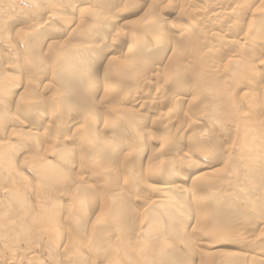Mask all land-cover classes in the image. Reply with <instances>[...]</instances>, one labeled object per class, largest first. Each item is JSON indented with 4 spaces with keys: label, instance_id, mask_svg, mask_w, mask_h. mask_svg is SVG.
<instances>
[{
    "label": "bare ground",
    "instance_id": "1",
    "mask_svg": "<svg viewBox=\"0 0 264 264\" xmlns=\"http://www.w3.org/2000/svg\"><path fill=\"white\" fill-rule=\"evenodd\" d=\"M2 1H4V0H2ZM22 1L24 2L26 0H22ZM44 1H45V3L48 2V0L47 1L44 0ZM113 1L114 0H112V2ZM160 1H168V0H160ZM40 2H43V1H40ZM116 2H117V0H116ZM119 2H121V1H119ZM124 2L125 3L122 4L123 7H125V8H123L124 11L127 9H134L135 10V12H133L134 16H137L140 13L139 16L137 17L138 19H136V20H138L137 23H140L141 26L145 25L146 22H150L152 20L154 21L153 18L156 17V19L154 21L155 25L150 27L147 31L146 30L144 31L142 29V27L140 30L137 29L139 31H136V28H134V29L132 28L133 26L137 27V26L133 25V23H134L133 21L123 22V23L121 22V25L119 26L118 30H116L117 27L114 28L116 31L113 34L109 35L110 39L107 38L108 35H106V33H104L105 32L104 29L106 30V28L110 27L109 25L111 23L112 16H114L113 10L115 9V8L111 9L110 6L112 5V3L110 2V0H54L53 4H55V5H51V6L55 7L58 4H59L58 6L61 5L59 8H57L55 10V12L51 11V9L48 8V10L46 9L48 15L45 14L42 16V14H43L42 10L43 9L41 10V8H39V7H38L39 9H35L33 7L35 9V10L33 9L34 14L36 15V16H34V14H33V17H37V19H33L30 21H26V22L23 19V17L20 15L21 13L20 14L19 13L13 14L10 9H7L5 7L0 8V119H1V122H4L5 124L7 122H10V123H8L10 125L12 122H11V120L8 121V119L13 118L14 124H16V125L20 124L21 127H24L25 129H27L23 134H25V135L29 134V137L31 139L30 141L33 143V145L36 149V152L33 153L34 156L30 155L33 157L32 159L25 158V156L29 157V155L27 156V153L21 159L19 158L20 156L17 157L18 150L24 146L22 138L20 139V137L23 135L21 132L19 133V131H18V133H19L18 138L19 139L14 140L13 136L16 135L17 133L13 132L12 129H11L12 132L9 134V132H10L9 131L8 135H11L10 137H12L11 139H12V141L14 140L15 143L14 142L9 143L8 140L10 141V139H8L7 142L5 141V142L0 143V156L3 153L5 154L4 155L5 158H3L4 164L2 163V161H0V173H1L0 176L2 175V173H4L6 171L5 168H8L7 172H5V175L9 176L7 181L8 180L12 181L11 179H13V182H14V178H17V179H20V181H22V184H23L22 186H20V188L14 187L11 190H10L11 187L6 186L2 189V192L0 191V198L1 199L5 198L4 201L6 200L7 197H11L12 205L9 206V204L7 203L6 205H8V206H6V207L12 208V210L11 209L10 210L13 211V213L10 212V214H9V210H8L7 215L3 214V217H2L3 219L2 218L0 219V221L2 220L0 224L4 223V224H6L5 227L6 226L7 227H9V226L13 227V229H11L10 232L13 233L14 239H19L20 236L24 235V233H28L29 230H31V229H32L31 232H33V230H35L36 228L33 229L32 227L35 225L38 227V230H36L35 232H38L41 230L42 232L41 231L40 232L42 234L43 233L50 234V231H52L50 235L55 233V235L54 234L53 235L57 236V234H59L58 233L59 231L57 230L58 228L55 227V224L57 223L56 220L58 219V217L63 219L62 216H59V214L62 215V212H61L62 204H61V202H63V199L66 198L65 196H67V194L69 195L68 191L71 190L73 195L70 194L69 197L67 196V198H69L67 200H70L69 201L70 203H68V205H70V209L72 206L76 207L75 208L76 211H72L71 215L69 214L71 216V217L69 216L70 221L68 220L69 222L66 221V223L70 224V222H71L73 224V226L75 227V232L74 233L69 232V233L76 235V239H75L76 242L74 245H75V247H77L79 249L80 246H77V245L80 244L81 240H79L80 237H78V236L82 232H83V234H86V233H84V229L87 228V227H85V225H86L88 219L90 217H93V215L91 216V214H90V217H88V210L89 209L91 210L92 209L91 205H93L95 203V200H96L95 191L96 190L92 191L94 188L93 185H95V184L92 183L93 185H91L90 184L91 182H86L87 180L86 181L85 180L80 181V182H79V180L75 181V179L71 177L70 171L72 169V164H76V167H77L76 170H78L79 172L83 171V169L85 170L89 165H92V166L96 165L98 167H101V166L104 167L105 164L109 165L107 162H109L112 159V157L107 156V158H106L105 156L107 155V153L109 155L112 153H115L116 154L115 157H117L118 155L121 154V153L118 154V152H120V149L123 146H124V149L127 150L128 147L125 144H128L130 142V140H133L134 143L136 142L137 144H135V147L139 148V150H136V148H135L134 150H136V151H134L133 154L138 153V151H141L142 152L141 154H143L144 153L143 151L145 150L144 149L145 146H144L143 136H141V134L143 133V130L145 129L144 127H146L147 123L151 124V123L155 122V124H154L155 126L159 125V126H163L164 128L170 129L173 120L172 119L169 120V118H168L169 117V114H168L169 111H166V113L168 112L167 113L168 117L164 114L165 112L162 111L163 114L161 112H160V114H159V112L157 114H155V116L158 115L159 120L157 118H155V121H154V119H152V120L150 119L149 121H146V120H143L145 118L143 116V119H142V117H140V119H142L143 121H141V120L138 121L137 117L139 119V116H141V115L139 114L138 110H137L138 112L135 111L136 107H138V109L140 108L139 110H141V107L142 108H143V106L152 107L157 102V101L155 102V100H146V99L144 100L143 97H141V96L144 94V92L146 90H149L152 87V85L155 87V90L159 89L157 86L158 82L160 80L158 78V76L160 74L159 71L161 72L160 75H162L164 77L163 79H169L172 76V78H174V81L177 78L176 81L183 82L184 80H183L180 72L186 71L187 69H189L191 67H192V71H193L192 77L194 79V86L193 87L191 86V88H190L191 90H187L185 93L170 94L169 99L172 102L177 103V107L183 109L184 103H187L190 100L191 101L193 100V102H194V100L198 98V94L199 95L202 94V91H203L205 93V94L204 93L203 94L206 95L207 97L204 96V98H203L201 96V98H203L202 100L204 102H206L207 106H209L210 108L212 107L216 111H219L218 109L222 110V108H224L225 113H226V111H228L230 113V115L228 114V112L226 114H223L224 119H226L228 124H232L235 127H237V130L239 131L240 136H244V138L246 137V142L243 143V145L240 146L238 149L239 154L236 155V157L232 156L230 159V162H229L230 165H232L234 167L235 165L238 166L239 165L238 161H240L241 164L239 165V167H240V169L241 168L243 169V171H239L236 168L237 172L235 171L236 173L234 174V176L236 178L233 177L234 181H235V179L238 180L240 178L239 181L237 182V184L240 183V185H238V188H240L241 194L245 198L250 200L249 203L252 202L251 206H253V207L251 208V210L254 211L253 213L257 212L259 215V212H261V211L264 212V200H262L263 198L262 199H256L255 198L256 199L255 200V199H251L252 196H250L251 195L250 193L253 190H255L254 189L255 186H251V184H253L254 182L256 183V181H258L257 183L262 182L263 183L262 185H264V130L262 128L260 129V126H258V123H260L259 118L262 117L264 120V80H261L262 77H264V76H261L259 74L260 72L259 73L257 72V69H258L257 67L259 65H261V63L264 64V58L263 59H261L259 57L255 58V57H253L254 55L250 56V54H249V59H248L247 55L245 53H244V55L242 53H240L238 55H229V57L225 63V66L222 65L220 67V70H221L220 73H222L224 75L227 73V75H225L226 77H224L223 80H222V78H220L218 69H214L213 65H210V67H208L207 64L204 66H201L202 68L206 67L205 70L204 69L202 70V73L207 74L208 76L210 75V78H212V79H210V78L208 79V77L206 76L205 80H204V78L202 80V77H201L202 73H201L200 65L198 63H196L197 59H199L197 57L199 55V51L196 50L197 49L196 45L194 43L193 44L191 43V48L189 51V52H191V54L188 52L189 54L187 55V53L183 52V50L180 49V47L184 48L186 46L185 44H183V46H182V44H180V43L174 42L173 44H175V45L170 43L171 41L169 39L170 38L169 36H170V33L173 32V31H171V30H173V28L171 27L172 24H171V22H166L165 19L161 18V16H160L161 13L158 12L157 8L155 9V7H157L156 4L158 3V0H139L137 3L134 2V0L133 1L132 0H125ZM105 4H107V6L110 5L109 7L111 9V10L110 9H103V11L107 10L106 14L104 11V15L108 18V21L106 24L99 23L100 21H98L97 23H99V25H97L96 21L101 19V18H99V19H97V18L99 17V15H103L101 13L103 12L102 11V8H104L103 5L105 6ZM81 5H90L93 7V10L92 9L89 10L88 13L85 12L86 13L85 17H91V20L88 22H86L85 20L82 21L79 14H78L79 19L73 18L74 14H72V11L76 12V9L78 7H81L79 9V12H80V10L85 8V7H82ZM96 5L99 8V11L96 9ZM10 6H11V4H10ZM54 7H53V9H54ZM222 8H220V9H222ZM89 9H90V7H89ZM123 9H121V10L119 9V10L123 12ZM214 9H216V8H214ZM224 9H222V10H224ZM226 9H228V8H226ZM70 10H71V14L69 13ZM191 11L192 10H188V12H191ZM223 12H225V11H223ZM31 13H32V11H31ZM123 13H125V12H123ZM129 13L131 14L132 12H129ZM179 14L180 13L178 12V15ZM31 16H32V14H31ZM103 17L104 16H102V18ZM42 18H43V20H42ZM107 18H105V19H107ZM27 20H28V18H27ZM199 20L200 19L198 17L197 21H199ZM10 21L16 23L17 25L19 24L18 28L17 29H11V26H9ZM200 22H202V21H200ZM227 24H228V22L227 23L224 22L223 25H227ZM90 25H93V26H90ZM129 25H131V26H129ZM83 26L85 28H83ZM87 26L91 27V29H93V27L95 28V26H97L95 28L96 30L94 31L96 38H92V37H88V38L80 37L79 38V36H77L78 39H76V33L78 32V30L81 28L86 29ZM98 26L100 28H98ZM179 29H182L180 32L182 34L183 28H179ZM50 30H51V34H52V35L50 34L51 35L50 37L52 38L53 35H54V37L52 38L51 42L49 41V43L48 42L45 43L46 39L44 40L42 38L43 36L41 37V34L43 33V35H44L45 32L50 31ZM88 30H89V28H88ZM169 31H171V32H169ZM64 33H67V35H66L67 37H65L63 35ZM249 33H252V32H249ZM77 34L80 35L79 33H77ZM61 35H63V36L61 37ZM164 38H167V40L166 39L164 40ZM177 38H178V40L179 39L181 40L180 35L179 36L177 35ZM59 39H62V40H59ZM225 39H226L225 36H222L220 38L219 42L224 44L226 42ZM11 40H13L14 42H11ZM56 40H58V41H56ZM190 40H189V38H187L186 41L190 42ZM163 41L169 42V45L171 44L173 46V48H171V49H170V47L167 48L170 50V54L168 56L167 61L165 62V64L160 69L158 67L159 65L157 66V64L154 65V64L150 63L151 59L149 57H150V53H153L156 51H159L161 54V51L164 48L163 47ZM228 42H230V41H228ZM231 42H234V41H231ZM116 46H119V47L121 46V48H124L128 54L127 58H123V60L125 59L124 60L125 63L124 64L122 63V66L120 65L121 67H118V68L115 67V63H121L120 62L121 59L119 60L116 56H113V55L111 57L109 56L108 60L106 59V56L110 52V50L115 48ZM197 46H198V44H197ZM176 47H178V49H176ZM221 50H223V49H221ZM200 51H201V49H200ZM164 52H165V50H164ZM167 52H168V50H167ZM193 53H196V54L193 56ZM162 54H163V52H162ZM88 57H90V58H88ZM175 57H177L176 60L173 59ZM50 59L53 62L52 63V69L54 70V73L56 72L57 76L59 77L58 78L59 83L56 84V86H54V88L52 87L54 90V96H52V97L50 96V98L46 99V98H44V96L46 97L45 94L47 93L48 87L50 88L52 86L51 84L48 83L49 79L48 80L46 79L48 76L46 75L47 77H43L42 80L39 81V83H41V85H39L36 80L34 81V78H32V80L28 79V75L26 76V74H22V71H23L24 67H26V65L27 66L29 65V66H31V68L33 67L32 69L34 70L33 72H31V74L32 73L35 74V71H36L35 69L37 68V66H35V65L36 64L38 65V63L42 62V61L47 63L46 61H51ZM185 60L187 61V64H184ZM200 60H202V59L200 58ZM144 62H145V65H144ZM195 63H196V65H195ZM117 65L118 64H116V66ZM138 67H143V69L145 71L139 70ZM98 68H100L101 71H103L104 76L106 75L107 77L118 74L116 72H120L121 71L120 68L122 70L124 68H128V70H127L128 73L125 74V72H124L125 70H123L124 73L122 72L121 76L124 75L123 80L129 81L130 86L133 89L131 95H130V93H128L129 97L127 98V100L124 97L125 99L121 100L124 102H121V103L119 102L122 105H120L119 103H118L119 105L118 104L117 105H114V104L107 105V107H105L106 110L103 111L102 113L100 112V110L102 109L101 106L102 105L105 106L104 105L105 104L104 99H105V97L108 98L107 96L110 93L106 89L108 87L110 88V84L102 83L99 81V79L97 80V78H99L98 75L95 79H93L94 78V76L92 77L93 71L96 72V70ZM115 69H118L120 71H114ZM40 71H41V69H40ZM225 71H226V73H225ZM24 73H26V72L24 71ZM29 73H30V71H29ZM43 74L45 75V72ZM101 78H102V76H101ZM106 79H109V78H106ZM58 80H57V82H58ZM54 81H55V79L53 80V82ZM221 81L223 83H220ZM226 82L228 83L227 86H226V84H227ZM54 83H56V81ZM54 83H53V85H54ZM109 83H111V81ZM112 83H114V82H112ZM124 86L129 87V85H127V84ZM20 88H23L22 90H24V91L17 94L16 91H18ZM244 88L248 89L250 92L248 90H247V93L243 92L242 89H244ZM199 89H201V93L199 92ZM150 92H151V90H150ZM225 92H228V94H226L222 98L221 94H224ZM156 93L158 94V92H156ZM156 93H155V96H156ZM34 94H36L35 97H33ZM156 99H158V98H156ZM223 99L226 101L225 103L221 102V100H223ZM53 100L56 101V103H57L56 106H58V104H59L58 102H60L61 107L60 106H58V107L61 110H63L64 112L66 111L67 114L69 113V115H70V112H73V114L76 118L73 115H72V117L75 118V120L77 118L81 119L83 122L82 128H84L86 130V133H88L87 130L89 131V135L87 134L88 135L87 138L86 137H85L86 139L84 138L86 141H84V139H83V141L80 142L81 148H80V146L78 147L77 144L74 145V143H69V144L66 143L67 142V140H66L67 136L65 138H60V137L56 136L57 134H55V132L54 133L51 132V134L53 136L55 134L54 139L52 138L53 140L50 141L52 143V144L50 143L51 146L50 147L49 146L41 147L42 150L40 153L41 143L39 141V138L34 135V132L32 130L38 129V128L44 129L45 128L44 120H45V122H50V125H52V123L54 122V121H52V117L53 118L55 117L54 114L50 110V109H52L51 104H52ZM159 103H160V101H159ZM203 105H205V104H203ZM93 106L94 107L97 106L98 111ZM10 107H12L14 109V111H16L18 109L20 110L17 112H20L19 115H23V118H24L23 122L19 120V116L16 118L14 115L12 117L7 116V114L9 113L7 111ZM91 107H93L96 110V112L95 111L93 112L91 110ZM99 107H100V110H99ZM185 107H187V106H185ZM190 109L185 112L187 124L185 126H183V128L184 127H186V128L191 127L190 130L192 129V130H195L196 132L200 131L198 133V137L196 138V140L194 139L195 140L194 142H196L195 148H197V149L199 148L198 151L201 154L199 153L198 155H201L204 157H210L209 163H206V164L203 163L202 164L201 162L199 163V162H196L195 160L194 161L193 160H191V161L185 160L184 161V159H186V157H181L180 159H178L175 157L176 154H174V155L172 154L173 156L171 157V159H164V160L162 159L160 162H157L155 164V165L158 164L157 167L156 166L151 167V169L156 168V170L153 171V169H152L151 171H153V173L149 172L150 174L149 173L148 174L149 175H155V177L156 176L160 177L161 180L163 179V182H162L160 187L159 186L154 187V195L152 197H150L151 198L150 202L145 201V202L141 203V199L134 200V199L129 197V196H133V194H128V190H125V189L127 188L126 186H128L130 184L129 183L130 181L127 182V180H126L127 184L125 186L126 187L125 189L123 187H121V188L117 187L116 188L115 186L117 184L113 185L114 184L113 180H115L114 178L110 179L108 182H106V184L104 183L105 187H106L105 194H106V200H107L106 203L108 205V209L110 210V212L113 210V212H111V213H114L115 216H116V214H119L117 219L121 221V224H122V221L128 223V221L130 220L126 215H128V212H130V210H132L131 209L132 207L130 209H127L126 208L127 206L125 205L130 201V199H132V204L134 202H137L138 203L137 205H139V208L142 209V216L140 218L145 216V219L142 218V219H144L143 221H145L147 219L145 225L143 224L144 226L141 224L142 222L139 221L141 225L139 224V226H137V227L135 226L131 229V231L133 230V232H134L132 235L134 237L133 242H135V244L133 245L134 248L133 247L129 248V246H127V249H126L127 252H123V251L122 252H123V254H126L128 256V254H130L133 251L136 257L134 258V257H131V255H129L128 256L129 257L128 262H125V264H127V263L128 264H179L177 256L180 255V253H181V255H183L182 257H184V254H185L186 256L190 257V259H191V257L193 259H196V260L199 259L198 264H243V261H241L242 263L236 262V261L239 262L240 260L243 259L242 255H240L241 253L237 254V253H233L231 251H228L226 248V245H225V244H229L230 242L232 243L233 240L231 238L236 239V237L238 238V237H242V236L243 237H242V240H240V242H241V244L246 245L245 247L243 246L246 249V250H244L246 253L248 252L247 250H249V252L251 251L252 253H256L258 250L259 251L261 250L264 252V242L263 243L258 242L259 243V245H258V243H256L257 239L256 240L253 239L250 234H248L249 235L248 237L251 236V239H247L248 237L246 238V236H245L246 234L241 233L242 232L241 228L243 226L238 227L239 222L237 223V220L232 219L237 214L239 215L241 213V211H239V209H236L235 208L236 206L233 207V205H230V206L228 205L232 200V197H233L232 194H229V192L227 193L224 190H223L224 191L223 192V191H221L222 189L219 190L221 188L220 186H222L221 185L222 183L220 184V181L223 182V180H221V179L219 180V178H220L219 173H222L221 171L223 169L215 168V167L218 165L217 164L218 161H216L217 160L216 158L218 157L216 153H219V151H217V147L220 146L221 143L219 144L218 143L219 141H216V140H209L208 137H206L207 139H205V136H206V130L205 129H207L208 127L202 126V120L187 114L188 112L195 111V109L192 110L193 107H191ZM148 112H150V111H148ZM59 113H60V111L58 112V114ZM76 113L78 115H76ZM207 113H208V111H207ZM217 113H214L212 115H215ZM58 114L56 113L55 115H58ZM67 114H65L66 119H67ZM48 115L51 117L46 119L45 116H48ZM163 115H164V118H163ZM209 115H211V114H209ZM115 116L119 119L122 118V120H124V122H127V124H128L126 126H120V127H122L121 129H122L123 133L121 132V134H119L120 135L119 139L117 137V138H112V139L110 138L108 140L105 137V138H103L102 141L96 142L98 135H90L93 132H95V131H93L95 129V126L102 121V123L104 125L110 124L109 126L111 127L112 124L116 120L118 121V119L115 118ZM62 117H64V116H62ZM170 118H171V116H170ZM213 118H214V116H213ZM213 118H210V119H213ZM112 120H114V121H112ZM263 120H261V121H263ZM210 121H209V124L213 123L212 120H210ZM71 122L73 123L74 120H71ZM121 122H123V121H121ZM206 124H208V123H206ZM57 125L60 128L66 127V126H63L62 122L61 123L59 122ZM214 125H216V124H214ZM46 126H47V124H46ZM235 127H234V129H235ZM25 129H23V130H25ZM221 129L225 130V128H221ZM59 130H61V129H59ZM74 130H76V128ZM106 130H108V129H106ZM4 131L5 130H3L2 128L0 129V133L2 135H4ZM125 131H127V133H125ZM175 131H174V133H178V134L181 133V134H179V136L181 138L182 137L181 135H182L183 131H185V129L184 130L182 129L181 131L178 130L179 132H177V131L175 132ZM44 132H46V131H44ZM73 132H75V131H73ZM145 132L148 134V136H149L148 138L153 137V133H151L150 131L145 130ZM49 133H50V131H49ZM60 133H58V134L60 135ZM62 135H63V133H62ZM40 136L42 137L43 135H40ZM202 137L204 138L203 140H202ZM117 139H118V142L116 141V144H115L114 140H117ZM24 140H25V138H24ZM70 140H74L72 136L69 138L68 141H70ZM167 140H168V137H167ZM63 141H65V145H64ZM27 142H29V140ZM197 142H200V145H198ZM206 143L210 144L211 146L208 147ZM84 144L86 145L85 148L88 151V153H87L88 157L84 156V158H83L84 163L81 164L82 162L80 163V156L83 157L82 155L84 154V152H83V150H84L83 145ZM89 146H90V148H89ZM201 146L206 148L209 151V153H206L205 152L206 150H202ZM31 147H32V144H31ZM79 149H81V150H79ZM220 152H222V151H220ZM47 153H53V154L55 153L54 160L46 161V160H48L45 157L46 155H48ZM222 153H224V152H222ZM231 153H230V155H231ZM123 154H125V153H123ZM133 154L132 155L131 154L125 155L127 157L126 159H128V161H129L128 163H130L129 165H127L126 161H125L124 165L119 163L123 167V172L126 171L125 174H127V177L130 176L131 180H132V177L137 178L136 175H141V174H139L140 170H138L137 168L134 167L135 159H134ZM140 156L141 155H137L136 159H140L139 158ZM180 156H181V154H180ZM43 157H45V158H43ZM86 157H87V161H89L90 159H92V160L95 159L97 161H93V162H95V164L94 163L93 164L92 163L91 164L86 163V161L84 160ZM150 157L152 158V155ZM120 158H122V157H120ZM151 158H149V159H151ZM182 158H183V160H182ZM27 159H28V161H26ZM114 159H112V160H114ZM126 159L124 158L123 160H126ZM19 160L22 163H24V161H26L27 163L25 162V164L33 167L31 170L33 171V169H34L33 172L39 176L38 182H39V185L42 186L41 188H43V191H44L43 195L36 192L37 190H38V192H40L39 187L35 191L36 192L35 195L27 190V188L30 185V181L27 178V175L25 176V174H22L20 172L19 168H17V166L15 165L16 163H19ZM236 160H237V163H235ZM36 161L37 162L40 161L39 164H37V163L35 164ZM148 161H150V160H148ZM117 162H119V161H117ZM176 162L180 165L181 164L184 165V162H185V164H188V165H184V167H185V169L189 168L188 169L189 172H187V174H185V175H182V174L177 175V173H175L173 168H172L173 164H175ZM122 163H124V162H122ZM229 163H227V164L229 165ZM31 164H33V165H31ZM151 164H153V163H151ZM227 164H226V166H228ZM117 166H119V165H117ZM110 168H112V167H110ZM199 168H201L200 170H203V169L204 170L201 173H199V175H196L194 178H191V174L193 173V170H198ZM210 168L211 169L215 168V169L210 170ZM105 169H106L105 172L111 171V170L107 171L106 166H105ZM205 169H209L210 171H205ZM102 170H104V169H101V171ZM115 171H117V170H115ZM97 172H98V170H97ZM99 172H100V170H99ZM147 172H148V170H147ZM155 172L161 173V174L158 175ZM240 172L242 174H239ZM112 173H114V172L112 171ZM101 174H103V173L101 172ZM105 174L106 173H104L102 176L103 179L105 177ZM119 174H121V173H119ZM125 174L123 176H125ZM169 174H171L170 177L172 176L171 179L176 177V178H174L175 181L174 180L171 182H169V181L167 182V180L164 181V178L165 177L167 178V176ZM215 174L218 175L219 178L214 179L217 177V176L214 177ZM107 175L108 174H106V177H107ZM85 176H87V175H85ZM141 176H143V175H141ZM188 176H190L189 178L191 179L190 181H192V182L198 181L201 177L205 178L203 182H205V184H206V189H205L206 192L203 191L204 193H201L197 190L188 189V188H187L188 190H185L183 187L184 185L182 183L184 180L188 179ZM243 176H245V179L242 178ZM34 177H36V176H34ZM170 177H168V178H170ZM211 177H212V181H210ZM110 178H111V176H110ZM129 178H128V180H130ZM147 178H148V176L146 177V179ZM94 179H96V178H94ZM97 179H98V176H97ZM106 179H109V178H106ZM116 180H118V179H116ZM103 182L104 181H102V182L100 181V184H102ZM143 182H144V180H143ZM3 184H4V182L2 183V186H3ZM81 184H83V185H81ZM205 184L203 183L204 186H205ZM101 186H103V185H101ZM104 188L103 189L101 188L103 190L102 192H104ZM200 188H202V187H200ZM30 190H32V189H30ZM226 191H227V187H226ZM90 192H91V194H90ZM129 192L131 193L132 191H129ZM221 192L223 194H221ZM235 193H237V192H235ZM181 194H183L185 196L187 195L188 198H191V200L186 199L185 203L179 202L180 198H178V197ZM2 195H5V197H2ZM31 198H35L36 200H34V201L37 202V207L38 208L40 207V210H38V208H36V206H35V209L37 210V212L35 209L32 208L34 206L31 207L30 206L31 204L29 205ZM99 198H101V197H99ZM133 198H135V196H133ZM99 200H101V199H99ZM4 201H1V202H4ZM104 201H105V198H104ZM116 202H118L120 205H119V208L115 210V203ZM225 202H227L228 207L225 206V208L223 209V207H224L223 204ZM246 202H248V201H246ZM31 203H32V201H31ZM106 203H104V204L106 205ZM207 204L209 206H207ZM212 204H213V208H212ZM66 205H67V203H66ZM97 205H99V203ZM100 205H102V204H100ZM191 206H193L192 211L194 212V215H195L194 218H198V219L196 220L197 222L194 220L196 222L194 224V228H192L190 231H185V232H190L191 233L190 235H192V233H198L199 232V235L204 234V235H207L209 237L215 236L217 238L219 237V239L216 242L199 243V242L190 241L191 238L188 236L190 238V239L188 238L189 239L188 241H185V240H187V239H185L186 237L182 238L183 240L180 239L182 242L180 240H177L178 245L176 244V246H174V247H172L173 242L169 241L167 239H166V241L161 243L165 234L171 232L170 231L171 229H174V230H172L174 232H177V231L181 232V233L183 232V230L185 228L182 229V227H180V229L177 230L176 228H172V227L175 225L177 220L179 221V225L182 224V226H183L184 223L181 222L182 221L181 219L184 220L185 218H187L188 215L193 214L191 211V208H190ZM74 207H72V208H74ZM87 207H89V208H87ZM128 207H129V205H128ZM216 207H218L217 210H216ZM86 208L88 210H86ZM100 208H102V206ZM104 208L106 209V207H104ZM7 209L4 211H1V210L0 211L2 213H4V212L7 213L6 212ZM71 210H73V209H71ZM223 210H224V212L221 213V211H223ZM243 210H244V208L242 209V211ZM64 211H65V209H64ZM103 212H104V210H103ZM69 213H71V212H69ZM90 213H93V212H90ZM98 213H99V211H98ZM99 214H101V213H99ZM131 215H134V214L131 213ZM94 216L96 218L95 223H97V224L93 225V223L90 224L91 222L90 223L88 222L89 225H91L90 227L92 228V230L93 229L95 230L99 226V224L101 223V222L99 223L100 219L98 218L100 216L98 214L94 215ZM96 216H98V217H96ZM259 216H261V214ZM18 218H19V220L21 219L20 222L16 221V219H18ZM113 218L111 217L110 219L112 220ZM61 219H60V221H61ZM136 219H137V217H136ZM223 219H224V222L222 224V222H220V220H223ZM236 219H238V218H236ZM139 220H141V219H139ZM248 220H251V219L249 218ZM57 221L60 222L59 220H57ZM227 221L229 222V224L231 226H232V224L234 225L232 227H230V226L228 227L232 230V232H231V230L229 231L228 228L226 227L228 225ZM263 221H262V223L260 222L261 225L263 224L262 226L259 227V229H260L259 234L260 235L264 234V222ZM225 222H227V223L225 224ZM106 223L109 224V222H106ZM137 223L132 222V224H134V225ZM4 224H3V226H4ZM60 224H61V222H60ZM110 224L108 226H110ZM118 224H120V223H118ZM186 224H184V225L187 226ZM237 224H238V226L236 227ZM100 225H102V223ZM106 225L107 224H105V227H106ZM114 225H117V222L115 224L113 223V226ZM61 226H62V224H61ZM111 226H112V224H111ZM74 227H72V228H74ZM100 227H98L97 231H99ZM102 227H104V224L102 225ZM115 227L116 226H114V228ZM117 228L118 229H116V228L114 229L116 232V236L114 234L115 240L116 239L118 240L119 237L123 236V234H124V232H123V234L121 232L123 227L117 226ZM245 228L247 229V227H245ZM245 228H243V230ZM108 229H110V228H108ZM250 229H253V228H250ZM8 230H10V229H8ZM175 230H177V231H175ZM91 231H89V233H87V234L92 235V233L90 234ZM100 231H104V230H100ZM127 231L128 232L125 231V233H130L129 230H127ZM61 232H63V231L61 230ZM109 233H111V232H109ZM224 233H225L224 237H227L226 240L223 239L224 237L223 238L221 237V239H220V236H223ZM246 233H249V232H246ZM30 234H32V233H30ZM101 234H100V236L102 237ZM107 234H108V232H107ZM34 235H35V237L38 236V234H34ZM63 235H65V234H63ZM69 235L72 236L71 234H69ZM97 235L99 236V234H97ZM97 235L95 236V234H94V237H96V239H97ZM49 236H47L48 239L54 238V237H49ZM125 236H123V237H125ZM228 236L230 238V241L228 240L229 239ZM35 237H34V239H35ZM110 237H113V236L112 235L111 236L109 235V237L106 236L107 239ZM26 238L27 237H24L23 239H26ZM85 238H87L86 235H85ZM166 238L172 239V236L171 237L169 236ZM177 238H178V236H177ZM27 239L28 240L31 239V242H32V238H29V236ZM56 239H57V237H56ZM103 239H105V237ZM103 239L99 238L98 239L99 242H96V241L94 242V238L91 241H89V239H85L84 242L82 241L83 243L81 242L83 252H84V250H86L87 248H90L92 246V241L94 242V244L96 243V247H95L96 250H94V251H97V249H99L98 251L101 252L105 248V246H103L102 247L103 249H100V247H101L100 244L101 243H102L101 245L104 244L103 242H101ZM209 239H211V237ZM83 240H84V238H83ZM149 240L153 241L152 244L154 246L152 244L151 245L149 244V242H150ZM36 241L38 242L37 238H36ZM103 241H107V240H103ZM154 241L155 242L158 241V243L159 242L160 243L159 244L154 243ZM228 241H229V243H228ZM238 241H239V238L237 239L236 242L238 243ZM19 242H20V239L18 240V243ZM40 242H41V240H40ZM107 242L111 243L109 241H107ZM120 242H121V240L119 241V244H120ZM125 242L127 243V241H125ZM236 242H235V244H237ZM52 243H56V242L52 241ZM32 245H33V243H32ZM105 245L107 247L106 242H105ZM109 247L111 248V246H109ZM131 248H133V249H131ZM172 248H174V249H172ZM93 249L91 248L92 251H93ZM107 249H108V247L103 251V253L102 252L101 253L104 254V252H106ZM98 251H97V253H98ZM81 252L82 251H80L79 256H77L75 258L73 256L74 259H72L73 260L72 262L74 264H81V262L85 261L84 257H82L83 252H82V255H81ZM117 252H119V251H117ZM24 253H26V252H24ZM175 253H177V254L175 255ZM113 254H115V253H113ZM119 254H121V253L119 252L118 255ZM35 255H37V254H35ZM71 255H73V254H71ZM108 256L110 258V255H108ZM113 256H115V255H112L111 258H114ZM117 256L115 257V259L118 258L120 255L118 257ZM243 256H245V255H243ZM96 257L98 258L97 254H96ZM122 257L123 256L121 255L119 257V260ZM32 258L34 260V257H32ZM111 258H110V260H111ZM250 258L253 260V258H255V257H250ZM2 259H4V258H1V260ZM86 260H87V258H86ZM36 261H37V259H36ZM122 261H124V260H122ZM122 261L120 260V262L122 264H124ZM2 262H3V260L0 263L2 264ZM256 262H257L256 259H254L253 263H256ZM106 263H108V262L106 261Z\"/></svg>",
    "mask_w": 264,
    "mask_h": 264
},
{
    "label": "rangeland",
    "instance_id": "2",
    "mask_svg": "<svg viewBox=\"0 0 264 264\" xmlns=\"http://www.w3.org/2000/svg\"><path fill=\"white\" fill-rule=\"evenodd\" d=\"M16 1V2H15ZM40 1H43V2H40ZM26 0V1H22V0H4V1H2V0H0V8H2V7H5V8H7V9H10L11 10V12L13 13V14H16V13H21L20 15L23 17V19L25 20V22L26 21H30V20H33V19H37V17H33V14H34V10L35 9H39V8H41V10H42V16L43 15H45V14H47V10H48V8H50L51 9V11H53V12H55V10L57 9V8H59L60 6H58V5H56L55 7L54 6H51V5H55V4H53V2H54V0L52 1H50V0H48V2H46L45 3V1L44 0ZM47 1V0H46ZM115 1V2H114ZM113 2H112V0H110V2L112 3V5L110 6L109 4V6L111 7V9H113V8H115L114 10H113V15L114 16H112V19H111V23H110V27H108V28H106V30L104 29V33H106V35H108L107 36V38H109V35L110 34H113L116 30H118V28H119V26L121 25V22L123 23V22H130V21H133L134 23H133V25H135V26H137V27H134L133 25V29L134 28H136V31H139L140 29H141V27H142V29L145 31H147L150 27H152L153 25H155V19H156V17H154L153 19H154V21L152 20V21H150V22H146L145 23V25H143V26H141V24L140 23H137L138 22V20H136V19H138L137 17L139 16V14L137 15V16H134L133 15V12H135V10L134 9H127V10H125L124 11V9L123 8H125V7H123V5L122 4H124L125 2V0L123 1V0H117V2H116V0H114ZM119 1H121V2H119ZM133 1V0H132ZM139 0H134V2H138ZM169 1V0H168ZM168 1H160V0H158V3L156 4V6L157 7H155V9L157 8L158 9V12H160L161 13V18H163V19H165L166 20V22H171V27L173 28V30H171V31H173V32H171V31H169V32H171L170 33V43H180V44H182V46H183V44H185L184 46V48H181L180 47V49L181 50H183V52H185V53H187V55L190 53L191 54V52H189L190 51V48H191V43L193 44H195L196 45V47H197V51H199V55L197 56L199 59H197V61H196V63H198L199 65H200V69H201V73H202V70L204 69L205 70V68L206 67H204V68H202L201 66H204V65H206L207 64V66L208 67H210V65H213L214 66V69H218V71H219V75H220V78H222V80H223V78L224 77H226L225 75H227V73H226V71H225V75L224 74H222V73H220L221 72V70H220V67L223 65V66H225V63H226V61H227V59H228V57H229V55H238V54H240V53H242L243 55H244V53L247 55V58L249 59V54H250V56H253V57H255V58H257V57H259V58H261V59H263L264 58V0H170L169 2ZM33 2V3H32ZM169 4H168V3ZM36 3V4H35ZM190 3V4H189ZM262 3V4H261ZM10 4H11V6H10ZM118 4V5H117ZM186 4V5H185ZM37 5V6H36ZM50 5V6H49ZM229 5V6H228ZM48 6V7H47ZM82 7H85L84 9H82V10H80V12H79V9L81 8V7H78L77 9H76V12H74V11H72V14H74L73 15V18H78V14H79V16L81 17V19H82V21H86V22H88V21H90L91 20V17H85L86 16V13H88V11L89 10H93V7L92 6H90V5H81ZM88 6V7H87ZM109 6H107V4H105V6L103 5V7L104 8H102V11H103V9H110V7ZM114 6V7H113ZM240 6V7H239ZM35 9H34V8ZM37 7V8H36ZM39 7V8H38ZM52 7V8H51ZM53 7H54V9H53ZM89 7H90V9H89ZM223 7V8H222ZM228 8V9H226V8ZM88 8V9H87ZM196 8V9H195ZM214 8H216V9H214ZM220 8H222V9H224V10H222V9H220ZM231 8V9H230ZM14 9V10H13ZM34 9V10H33ZM47 9V10H46ZM96 9L99 11V8L97 7V5H96ZM110 9V10H111ZM121 9H123V12H125V13H123L122 11H120ZM185 9V10H184ZM116 10V11H115ZM188 10H192L191 12H188ZM31 11H32V13H31ZM69 11V10H68ZM105 11V14L107 13V10H104ZM104 11L101 13V14H103V15H99V17L97 18V19H99V18H101V19H99V20H97L96 21V23L98 22V21H100L99 23H104V24H106L107 23V21H108V18L104 15ZM128 11V12H127ZM137 11V10H136ZM223 11H225V12H223ZM86 12V13H85ZM129 12H132L131 14L129 13ZM138 12V11H137ZM178 12L180 13L179 15H178ZM70 14H71V10H70V12H69ZM118 15H117V14ZM120 13V14H119ZM186 13V14H185ZM195 15H194V14ZM31 14H32V16H31ZM69 14V15H70ZM184 14V15H183ZM189 14V15H188ZM26 15V16H25ZM48 15V14H47ZM34 16H36L35 14H34ZM84 16V17H83ZM101 16V17H100ZM102 16H104L105 18H107V19H105L104 17L102 18ZM195 16V17H194ZM83 17V18H82ZM198 17H199V21H197V19H198ZM27 18H28V20H27ZM118 18V19H117ZM79 19V18H78ZM88 19V20H87ZM103 19V20H102ZM117 19V20H116ZM42 20H43V18H42ZM120 20V21H119ZM205 20V21H204ZM200 21H202V22H200ZM224 22H228V24L227 25H223L224 24ZM99 23H97V25H99ZM120 23V24H119ZM136 23V24H135ZM112 24V25H111ZM19 25V24H18ZM18 25L16 24V23H14V22H11L10 21V23H9V26H11V29H17L18 28ZM84 25V24H83ZM117 25V26H116ZM90 26H93V25H90ZM129 26H131V25H129ZM97 26H95V28H96ZM117 27V28H116ZM178 27V28H177ZM83 28H85L84 26H83ZM83 28H81V29H79L78 30V32L77 33H79L80 35H78L77 33H76V39H78L77 38V36H79V38L80 37H83V38H88V37H92V38H96L95 37V34H94V31L96 30L94 27H93V29H91V27H86V29H83ZM88 28H89V30H88ZM98 28H100L99 26H98ZM114 28H116V30L114 29ZM179 28H183V32H182V34L180 33L181 32V30L182 29H179ZM83 29V30H82ZM109 29V30H108ZM137 29H139V30H137ZM167 29V28H166ZM85 30V31H84ZM185 32V33H184ZM249 32H252V33H249ZM247 33V34H246ZM51 30L50 31H47V32H45L44 33V35H43V33L41 34V37L45 40V43H49V41L51 42L52 41V38L54 37V35L52 36V38L50 37L51 35ZM82 34V35H81ZM237 34V35H236ZM65 37H67L66 35H67V33H64L63 34ZM63 35H61V37L63 36ZM177 35L179 36L180 35V38H181V40L179 39L178 40V38H177ZM222 36H225V43L224 44H222V43H220L219 41H220V38L222 37ZM247 36V37H246ZM255 36V37H254ZM50 37V38H49ZM165 37V36H164ZM240 37V38H239ZM244 37V38H243ZM41 38V39H42ZM104 38V37H103ZM187 38H189V40H190V42H187L186 40H187ZM256 38V39H255ZM110 39V38H109ZM167 40V38H164V40ZM255 39V40H254ZM59 40H62V39H59ZM56 41H58V40H56ZM78 41V40H77ZM181 41V42H180ZM184 41V42H183ZM228 41H230V42H228ZM231 41H234V42H231ZM257 41V42H256ZM11 42H14L13 40H11ZM186 42V43H185ZM168 43V44H167ZM211 43V44H210ZM229 43V44H228ZM258 43V44H257ZM197 44H198V46H197ZM201 44V45H200ZM168 45V46H167ZM173 45H175V44H173ZM211 45V46H210ZM214 46V47H213ZM82 47V46H81ZM123 47V46H122ZM163 47L165 48H163V50L161 51V54H160V52L159 51H156V52H153V53H150V63H152V64H154V65H156L157 64V66L161 69L162 68V66L165 64V62L167 61V59H168V56H169V54H170V50L169 49H167L168 47H170V49L171 48H173V46L170 44L169 45V42H166V41H163ZM176 49H178V47H176ZM200 49H201V51H200ZM221 49H223V50H221ZM164 50H165V52H164ZM167 50H168V52H167ZM208 51V52H207ZM109 52V51H108ZM162 52H163V54H162ZM167 52V53H166ZM189 52V53H188ZM213 53V54H212ZM196 53H193V56L195 55ZM207 54V55H206ZM102 55V54H101ZM116 56L119 60L121 59V63H115V67L116 68H118V67H121L122 66V63L124 64L125 63V59L123 60V58H127V52L125 51V49L124 48H121V46L119 47V46H116L115 48H113V49H111L110 50V52L107 54V56H106V59L108 60L109 59V56L111 57V56ZM242 55V56H243ZM16 56V55H15ZM88 58H90V57H88ZM156 60H155V59ZM158 58V59H157ZM176 58L177 57H175V58H173L174 60H176ZM188 58V57H187ZM200 58L202 59V60H200ZM153 59V60H152ZM206 59V60H205ZM51 60V59H50ZM123 60V61H122ZM200 60V61H199ZM212 60V61H211ZM153 61V62H152ZM209 61V62H208ZM225 61V62H224ZM47 63H45V62H37L38 63V65L36 64L35 66H37V68L35 69L36 71H35V74L34 73H32L31 74V72H33L34 70L31 68V66H27L26 65V67H24V69H23V71H22V74H26V76L28 75V79H30V80H32V78H34V81L36 80L37 82H38V84L39 85H41V83H39V81L40 80H42V78L43 77H47L46 79L48 80V83L49 84H51L52 86L49 88L48 87V90H47V93L45 94L46 95V97L44 96V98H50V96L52 97V96H54V90H53V88H54V86H56V84H58L59 83V80H58V76H57V73L55 72L54 73V70L52 69V60L51 61H46ZM160 62V63H159ZM46 65H45V64ZM159 63V64H158ZM196 63H195V65H196ZM116 64H118L117 66H116ZM184 64H187V61L185 60V62H184ZM203 64V65H202ZM121 65V66H120ZM144 65H145V62H144ZM220 65V66H219ZM34 66V67H35ZM41 66V67H40ZM51 66V67H50ZM216 66V67H215ZM39 67V68H38ZM125 67V66H124ZM139 68V70H143V71H145L144 69H143V67H138ZM258 69H257V72L261 75V76H264L263 74H264V64H262L261 63V65H259L258 67H257ZM32 69V70H31ZM39 69V70H38ZM40 69H41V71H40ZM199 69V70H200ZM45 70V71H44ZM48 70V71H47ZM100 70V71H99ZM121 70V71H120ZM120 70H118V69H115L114 71H120V72H116V73H118V74H116V75H113V76H104V74H103V71H101V69L100 68H98L97 70H96V72L95 71H93V75H92V77L94 76V78L93 79H95L96 77H97V75L99 76V78H97V80L99 79V81L100 82H102V83H105V84H110V88L108 87L106 90L107 91H109L110 93H109V95L107 96L108 98H106L105 97V101H104V105L105 106H101V110H100V107H99V110H100V112L102 113L103 111H105L106 110V108L105 107H107V105H112V104H114V105H117L119 102L121 103V102H124V101H121V100H123V99H125L126 98V100H127V98L129 97V94L128 93H130V95L132 94V91H133V89H132V87L130 86V83H129V81H125V80H123V77H124V75L123 76H121V74H122V72H123V70H125L124 72H125V74L126 73H128L127 72V70H128V68H124L123 70L120 68ZM24 71L26 72V73H24ZM29 71H30V73H29ZM40 71V72H39ZM45 72V75L43 74ZM123 72V73H124ZM40 73V74H39ZM159 73L161 74V72L159 71ZM181 73V76H182V78H183V82H178V81H176V79H175V81H174V78H172V76L169 78V79H163L164 77L162 76V75H160L159 74V76H158V78L161 80H159V82H158V88L159 89H157V90H155V87L152 85V87L149 89V90H146L145 92H144V96L142 95L141 97H143V99L145 100H155V102H156V104H154L152 107H145V106H143V108L141 107V110H139L138 109V107H136V109H135V111H139V114L141 115V116H139V119H138V117H137V120L139 121V120H141V121H143V120H146V121H149L150 119L152 120V119H154V121H155V118H157L158 120H159V117H158V115H156L155 116V114H157L158 112H159V114H160V112L163 114V112H165L164 114L168 117V114H169V120H173V122H172V124H171V127H170V129L169 128H164L163 126H155L154 124H155V122H153V123H147V125H146V127H144L145 129L143 130V133L141 134V136H143V140H144V153L143 154H141L142 152L141 151H138V153H136V154H133L134 153V151H136V150H139V148L138 147H135V144H137L136 142L134 143V141L133 140H130V142L128 143V144H125V145H127V147L129 148H127V150L126 149H124V146L120 149V152H118V154H120V155H118L117 157H115V153H112V154H108L107 153V155L105 156L106 158H107V156L109 157V156H111L112 157V159H114V160H110L109 162H107L109 165H106L105 164V166L107 167V171L108 170H111V171H109V172H105V166L104 167H98V166H96V165H89L85 170L83 169V171H81V172H79L78 170H76L77 169V167H76V164H72V169H71V171H70V173H71V177L72 178H74L75 179V181L76 180H79V182L80 181H86V182H91L90 184L91 185H93V184H95V185H93L94 186V188H93V190L92 191H95V194H96V200H95V203L93 204V205H91L92 206V209L90 210H88L87 208H89V207H87L86 208V210H88V217H90V214H91V216L93 215V217H90L89 219H88V221H87V223H86V225H85V227H87L86 229H84V233H86V234H83V232L78 236V237H82L81 239L79 238V240H81V242L83 241H85V239H89V241H91V240H93V238H94V242L96 241V242H99L98 241V239L99 238H101V239H103L104 237H105V239H103V240H107V241H109V242H111V243H108L107 241H101V242H103L104 244L103 245H101L100 244V249H103L102 247L103 246H105V248L101 251L102 253H103V251L108 247V249L106 250V252H104V254H102L101 252H99L98 250L99 249H97V251H98V253H97V251H94V250H96L95 249V247H96V243L94 244V242L92 241V246L90 247V248H87L86 250H84V252H83V250H82V245H81V242H80V244H78L77 246H80V248L78 249L77 247H75V242H76V235L74 234H72V233H74L75 232V227L73 226V224L70 222V224L69 223H66V221L67 222H69L70 220H69V218L71 217L70 215L72 214V211H76V207H74V206H72V207H74V208H72L71 207V209H73V210H71L70 209V205H68V203H70L69 201L70 200H67V199H69V198H67V196L69 197L70 196V194L71 195H73L72 194V191L71 190H69L68 191V193H69V195L67 194V196H65L64 198L65 199H63V202H61V204H62V208H61V212H62V215L61 214H59V216H62V218L63 219H61V218H59L58 217V219L57 220H59L60 221V219H61V224H62V226H61V224H60V222H58L57 220H56V224H55V227L56 228H58L57 230L59 231L58 233L59 234H57V236H54L55 235V233H53L52 235H50L51 234V232L52 231H50V234H45V233H41L40 231H38V232H35L36 230H38V227L35 225V226H33L32 228L33 229H35V230H33V232H31L32 231V229L31 230H29V232L28 233H24V235H22V236H20V242L18 243V240L19 239H14V237H13V233H11L10 231H11V229H13V227H5V225L6 224H4V226H3V224H0V262L3 260V262H2V264H74L72 261V259H74L75 257H77V256H79V253H80V251H82L83 252V256L82 257H84V259H85V261L84 262H81V264H122L121 262H120V260L122 261V260H124V261H122L124 264H125V262H128V259H129V255H131V257H136L135 256V254H134V252L132 251L130 254H128V256L126 255V254H123V252H127L126 251V249H127V246H129V248L130 247H133L134 248V244H135V242H133L134 240V237L132 236L133 235V230L131 231V229L133 228V227H137V226H139V224H140V222H142L141 224L143 225H145V223H146V221H147V219L145 220V221H143L144 219H145V216L144 217H142V218H144V219H142V218H140L141 216H142V209L141 208H139V205H137L138 203L137 202H134L133 204H132V199H134V200H137V199H141V203H143V202H150V197H152L153 195H154V187H160L161 186V184H162V182H163V179L161 180V178L160 177H155V175H149L150 173H153V171L154 170H156V168H152L153 169V171H151L152 169H151V167H157V165H155L157 162H160L162 159L164 160V159H171V157L174 155V154H176L175 155V157L176 158H178V159H180L181 157H186V159H184V161L186 160V161H191V160H195L196 162H201L202 164L204 163V164H206V163H209V158L210 157H204V156H201V155H198L200 152L198 151V149L197 148H195V143L196 142H194L195 140H196V138L198 137V133L200 132H196L195 130H190V128L191 127H189V128H186V127H184L183 128V126H185L186 124H187V121H186V115H185V112L187 111V110H189L191 107H193V109L192 110H194L195 109V111H191V112H188L187 114H189V115H191V116H194V117H196V118H198V119H200V120H202V126H205V127H208L207 129H205L206 130V136H205V139H207L206 137H208L209 138V140H216V141H219L218 143L220 144V146H218L217 147V151H219V153H216L217 154V160L216 161H218L217 162V166L215 167V168H221V169H223L221 172L222 173H219V176H220V178L218 177V175H216L215 174V176L214 177H216V178H214V179H217V178H219V180L221 179V180H223V182L222 181H220V184L222 185V186H220L221 188L219 189V190H221V191H225V192H229V194H232L233 195V197H232V200H231V202L228 204L229 206L230 205H233V207L234 206H236L235 208L236 209H239V211H241V213L237 216H235L236 218H238V219H236L235 217L234 218H232V219H234V220H237V223L239 224V226H238V224L236 225V227L238 226V227H242L241 228V233H245L246 235V238L249 236L248 234H250L251 236H252V238L253 239H257L256 240V243H258V242H260V243H263L264 242V234H259V227L260 226H262L261 225V223H262V221L264 220V212L263 211H261V212H259V215L261 214V216H259L258 215V213L256 212V213H253L254 211L253 210H251V208L253 207V206H251L252 205V202L251 203H249L250 202V200L249 199H247V198H245L242 194H241V192H240V188H238V185H240V183H238L237 184V182L239 181V179L237 180V179H235V181H234V178L233 177H235L234 176V174L237 172V169L239 170V171H243V169L241 168L240 169V167H239V165L241 164V162L240 161H238V163H239V165L237 166V165H235L234 167L232 166V165H230V159H231V157L233 156V157H236V155H238L239 154V152H238V149H239V147L240 146H242L243 145V143H245L246 142V137L244 138V136H240V134H239V131L237 130V127H235L234 125H232V124H228L227 123V121H226V119H224V117H223V114H226L228 111H226V113H225V111H224V108H222V110L221 109H218L219 111H216L215 109H213L212 107L210 108L209 106H207L206 105V102H204L202 99L204 98V96L205 97H207L206 95H204L205 93L202 91V94H198V98L197 99H195L194 100V102H193V100L191 101H188L187 103H184V107H183V109H181V108H179V107H177V103H174V102H172L169 98H170V94H182V93H185L187 90H191L190 88H191V86L193 87L194 86V79H193V77H192V74H193V71H192V67L191 68H189V69H187L186 71H183V72H180ZM262 73V74H261ZM30 74V75H29ZM102 74V75H101ZM120 74V75H119ZM33 75V76H32ZM44 75V76H43ZM47 75V76H46ZM56 75V76H55ZM222 75V76H221ZM53 76V77H52ZM101 76H102V78H101ZM118 76V77H117ZM208 77V79L210 78V75L208 76L207 74H203L202 73V75H201V77H202V80H203V78H204V80H205V77ZM51 77V78H50ZM55 77V78H54ZM105 77V78H104ZM106 78H109V79H106ZM118 78V79H117ZM190 78V79H189ZM258 78V77H257ZM256 78V79H257ZM264 77H262V79L261 80H264L263 79ZM55 79V81H56V83H54L53 82V80ZM122 79V80H121ZM125 79V78H124ZM188 79V80H187ZM192 79V80H191ZM210 79H212V78H210ZM259 79V78H258ZM57 80H58V82H57ZM108 80V81H107ZM260 80V79H259ZM111 81V83H109ZM166 81V82H165ZM174 81V82H173ZM107 82V83H106ZM112 82H114V83H112ZM126 82V83H125ZM263 82V81H262ZM53 83H54V85H53ZM123 83V84H122ZM166 83V84H165ZM175 83V84H174ZM181 85H179V84ZM220 83H223L222 81L220 82ZM227 83V82H226ZM129 85V87H125L124 85ZM132 84V83H131ZM228 85V83L226 84V86ZM49 86V85H48ZM53 87V88H52ZM112 87V88H111ZM233 87V86H232ZM23 88H20L18 91H16V93L17 94H19L20 92H23L24 90H22ZM51 89V90H50ZM126 89V90H125ZM178 89V90H177ZM186 89V90H185ZM53 90V91H52ZM150 90H151V92H150ZM204 90V89H203ZM243 90V92H246L247 93V90L248 89H242ZM131 91V92H130ZM249 91V90H248ZM40 92V91H39ZM124 92V93H123ZM156 92H158V94L156 93V96H155V93ZM199 92L201 93V89H199ZM250 92V91H249ZM114 93V94H113ZM204 93V94H203ZM37 94V93H36ZM36 94H34V96L33 97H35L36 96ZM226 94H228V92H225L224 94H221V97L223 98ZM113 96V97H112ZM201 96L203 97V98H201ZM125 97V98H124ZM154 99H153V98ZM112 98V99H111ZM156 98H158V99H156ZM108 99V100H107ZM114 100V101H113ZM125 100V101H126ZM159 101H160V103H159ZM127 102V101H126ZM201 102V103H200ZM221 102L222 103H225L226 101L223 99V100H221ZM220 102V103H221ZM55 103V104H54ZM59 104H58V106H60L61 107V103L60 102H58ZM119 103V104H120ZM118 104V105H119ZM203 104H205V105H203ZM57 105V103H56V101L55 100H53V102H52V104H51V106H52V109H50L51 110V112L54 114V118L52 117V121H54L53 123H52V125H50V122H45V120H44V126H45V130L44 129H33L32 131L34 132V135L36 136V137H38L39 138V141H40V143H41V146H40V153H41V150H42V148L41 147H44V146H51V142L50 141H52L53 139H54V136H55V134H57L56 136H58V137H60V138H65L66 136V140H67V142L66 143H74V145L75 144H77V146L79 147L80 146V148H81V144H80V142L81 141H83V139L86 137L87 138V136L89 135V131L87 130V132L88 133H86V130L84 129V128H82V125H83V122H82V120L81 119H79V118H77L76 120H75V116H74V114H73V112H70V115H69V113L67 114L66 113V111L64 112L63 110H61L58 106H56ZM120 105H122V104H120ZM173 106V107H172ZM185 106H187V107H185ZM203 106V107H202ZM207 106V107H206ZM94 107V106H93ZM93 107H91V110L94 112H96V110L98 111V107L97 106H95L94 108L96 109H94ZM168 107V108H167ZM197 107V108H196ZM105 108V109H104ZM170 108V109H169ZM179 108V109H178ZM221 108V107H220ZM181 109V110H180ZM186 109V110H185ZM204 109V110H203ZM191 110V109H190ZM210 110V111H209ZM17 111H20L19 109L18 110H16V111H14V109L12 108V107H10L9 109H8V111L7 112H9L8 114H7V116L8 117H12L13 115L15 116V118L16 117H18L19 116V120L20 121H22L23 122V120H24V118H23V115H19V113L20 112H17ZM60 111V113L58 114V112ZM137 111V112H138ZM148 111H150V112H148ZM163 111V112H162ZM166 111H169V113L167 114L166 113ZM183 111V112H182ZM206 113H205V112ZM207 111H208V113H207ZM216 111V112H215ZM55 112V113H54ZM63 112V113H62ZM212 112V113H211ZM218 112V113H217ZM58 114V115H55V114ZM100 113V114H101ZM105 113V112H104ZM178 113V114H177ZM180 113V114H179ZM214 113H217V114H215V115H212V114H214ZM221 113V114H220ZM61 114V115H60ZM64 114V115H63ZM65 114H67V119H66V117H65ZM209 114H211V115H209ZM228 114L230 115V113L228 112ZM72 115L75 117V118H73L72 117ZM76 115H78L77 113H76ZM185 115V116H184ZM62 116H64V117H62ZM143 116L145 117L144 119H143ZM170 116H171V118H170ZM173 116V117H172ZM212 116V117H211ZM213 116H214V118H213ZM46 117V119H48V118H50L51 116H45ZM112 117V116H111ZM140 117H142V119H140ZM148 117V118H147ZM218 117V118H217ZM115 118H117L116 116H115ZM163 118H164V115H163ZM210 118H213V119H210ZM223 118V119H222ZM26 119V118H25ZM66 119V120H65ZM69 119V120H68ZM118 119V121L116 122H114L113 124H112V126L110 127L109 125H107V124H103L102 123V121L100 122V123H98L96 126H95V129L93 130V131H95V132H93L92 134H90V135H98L97 136V141L96 142H100V141H102L103 140V138H105L106 137V139H112V138H117L118 137V139H119V137H120V135L119 134H121V132H122V127H120V126H126V125H128L127 124V122H124V120H122V118H117ZM9 120H11V124L9 125L8 123H10V122H7L6 124L4 123V122H1V119H0V129L2 128L3 130H5L4 131V135H2L1 133H0V143H2V142H7V140L8 139H10V141L8 140V142L9 143H12V142H14L15 143V141L14 140H18L19 138H18V136H19V133L21 132L22 133V135L23 136H21L20 137V139L22 138V140H23V147H21L19 150H18V154H17V157H19L20 159L21 158H23L25 155H26V153H27V156L29 155V157H26L25 156V158H28V159H32L33 157L32 156H34L33 155V153H35L36 152V149H35V147H34V145H33V143L30 141L31 139H30V137H29V134L28 135H25V134H23L27 129H25L24 127H21L20 126V124L19 125H16V124H14L13 123V118H10V119H8V121ZM71 120H74V122L72 123L71 122ZM78 120V121H77ZM99 120V119H98ZM210 120H212V122L214 123V124H216V125H214L213 123H210L209 124V121ZM261 120H263V118L262 117H260L259 118V122L260 123H258V126H260V129L262 128L263 130H264V120L263 121H261ZM112 121H114V120H112ZM121 121H123V122H121ZM215 121V122H214ZM63 123V126H66V127H64V128H60V127H58V123ZM71 124H69V123ZM211 122V121H210ZM55 123V124H54ZM68 123V124H67ZM117 123V124H116ZM120 123V124H119ZM206 123H208V124H205ZM46 124H47V126H46ZM67 124V125H66ZM103 124V125H102ZM153 124V125H152ZM49 125V126H48ZM136 125V124H135ZM231 125V126H230ZM43 126V127H44ZM70 126V127H69ZM100 126V127H99ZM103 126V127H102ZM137 126V125H136ZM212 126V127H211ZM217 126V127H216ZM230 126V127H229ZM57 127V128H56ZM72 127V128H71ZM84 127V126H83ZM173 127V128H172ZM234 127H235V129H234ZM51 128V129H50ZM69 128V129H68ZM76 128V130H74ZM221 128H225V130H223V129H221ZM11 129H12V131L13 132H16L17 134V136L16 135H12L13 136V141H12V137H10L11 135H8V132H9V134L12 132L11 131ZM23 129H25V130H23ZM59 129H61V130H59ZM82 129V130H81ZM106 129H108V130H106ZM174 129V130H173ZM184 130L185 129V131H183V133H182V137L180 138V136H179V134H181V133H174V131L176 130L177 132H179V131H181V130ZM145 130H147V131H150L151 133H153V137H151V138H148L149 136H148V134L145 132ZM179 130V131H178ZM237 130V131H236ZM18 131H19V133H18ZM31 131V132H32ZM41 131V132H40ZM44 131H46V132H44ZM49 131H50V133H49ZM73 131H75V132H73ZM100 133H99V132ZM175 131V132H176ZM212 131V132H211ZM214 131V132H213ZM43 132V133H42ZM51 132L52 133H54L55 132V134H54V136L51 134ZM60 133V135L58 134V133ZM97 132V133H96ZM104 132V133H103ZM114 132V133H113ZM231 132V133H230ZM237 132V133H236ZM41 133V134H40ZM62 133H63V135H62ZM99 133V134H98ZM103 133V134H102ZM116 133V134H115ZM123 133V132H122ZM125 133H127V131H125ZM88 134V135H87ZM172 134V135H171ZM210 134V135H209ZM40 135H43L42 137L40 136ZM117 135V136H116ZM175 135V136H174ZM233 135V136H232ZM10 138H9V137ZM27 136V137H26ZM73 137V139L74 140H70V141H68L69 140V138L70 137ZM179 138H178V137ZM83 137V138H82ZM166 137V138H165ZM167 137H168V140H167ZM24 138H25V140H24ZM53 138V139H52ZM85 138V139H86ZM84 139V141H86ZM100 139V140H99ZM118 139L117 140H114L115 141V144H116V141L118 142ZM195 139V140H194ZM204 138L202 137V140H203ZM222 139V140H221ZM224 139V140H223ZM229 139V140H228ZM29 140V142H27ZM136 140V139H135ZM162 140V141H161ZM167 141V142H166ZM25 142V143H24ZM64 142V145H65V141H63ZM132 142V143H131ZM163 142V143H162ZM231 142V143H230ZM51 143V144H50ZM172 143V144H171ZM31 144H32V147H31ZM197 144L198 145H200V142H197ZM207 144V143H206ZM205 144V145H206ZM193 145V146H192ZM224 145V146H223ZM207 146L208 147H210L211 145L210 144H207ZM206 146V147H207ZM233 146V147H232ZM86 145L84 144L83 145V152H84V154L82 155L83 157H81L80 156V163L81 164H83L84 163V161H83V158H84V156H87L88 157V155H87V153H88V151L86 150ZM229 147V148H228ZM89 148H90V146H89ZM136 148V150H134ZM201 148H202V150H206L205 152L206 153H209V151L206 149V148H204L203 146H201ZM232 148V149H231ZM235 148V149H234ZM124 149V150H123ZM220 149V150H219ZM79 150H81V149H79ZM227 150V151H226ZM233 150V151H232ZM71 151V150H70ZM73 151V150H72ZM152 151V152H151ZM220 151H222V152H224V153H222V152H220ZM231 153V155H230V153ZM82 152V153H83ZM132 152V153H131ZM197 152V153H196ZM226 152V153H225ZM21 153V154H20ZM86 153V154H85ZM123 153H125V154H123ZM204 153V152H203ZM229 153V154H228ZM20 154V155H19ZM48 155H46L45 157H46V159H48V160H46V161H49V160H54V155H55V153L53 154V153H47ZM129 154H133L134 155V159H135V164H134V167L135 168H137L138 170H140L139 171V174H141V175H143V176H141V175H136V177L137 178H135V177H132V180H131V177L130 176H128L127 177V174H125L126 173V171H124L123 172V167H122V165H124L125 164V161H126V163H127V165H129L130 163H128L129 161H128V159H126L127 157L125 156V155H129ZM147 154V155H146ZM152 155V158L150 157L151 155ZM155 154V155H154ZM173 154V155H172ZM180 154H181V156H180ZM201 154V153H200ZM5 154L3 153L1 156H0V161H2V163H3V158H5V156H4ZM30 155H32V156H30ZM41 155V154H40ZM137 155H141L139 158L140 159H136V157H137ZM186 155V156H185ZM125 156V157H124ZM148 156V157H147ZM45 157H43V158H45ZM87 157L84 159L85 161H86V163H89V164H95V162H93V161H97V160H92V159H90L89 161H87ZM114 157V158H113ZM120 157H122V158H120ZM230 157V158H229ZM42 158V159H43ZM126 159V160H123V159ZM149 158H151V159H149ZM2 159V160H1ZM28 159L26 160V161H28ZM119 159V160H118ZM228 159V160H227ZM44 160V161H45ZM148 160H150V161H148ZM158 160V161H157ZM182 160H183V158H182ZM200 160V161H199ZM26 161H24V163H22L20 160H19V163H16L15 165L17 166V168H19V170H20V172L22 173V174H25V176L27 175V178L29 179V181H30V185H29V189L27 188V190L28 191H30L32 194H36V192L37 193H39V194H41V195H43V193H44V191H43V188H41L42 186H40L39 185V176L38 175H36V173H34L33 171H34V169H33V171L31 170L33 167L32 166H29V165H27V164H25V162ZM117 161H119V162H117ZM21 162V163H20ZM39 162L40 161H36L35 162V164L37 163V164H39ZM113 162V163H112ZM116 162V163H115ZM122 162H124V163H122ZM225 162V163H224ZM27 163V162H26ZM122 164V165H120V164ZM151 163H153V164H151ZM227 163H229V165L227 164ZM235 163H237V160H236V162ZM4 164V163H3ZM24 164V165H23ZM114 164V165H113ZM226 164L228 165V166H226ZM20 165V166H19ZM31 165H33V164H31ZM75 165V166H74ZM85 165V164H84ZM104 165V164H103ZM116 165V166H115ZM117 165H119V166H117ZM176 165V166H175ZM182 165V164H181ZM180 164H178L177 162L175 163V164H173V166H172V168H173V170H174V172L175 173H177V175H185V174H187V172H189L188 171V169L186 168L185 169V167H184V165H188V164H185V162H184V165H182L181 166ZM74 166V167H73ZM90 167V168H89ZM93 167V168H92ZM95 167V168H94ZM110 167H112V168H110ZM176 167V168H175ZM35 168V167H34ZM115 168V169H114ZM117 168V169H116ZM215 168H213V169H215ZM237 168V169H236ZM6 169V171L5 172H7V170H8V168H5ZM27 169V170H26ZM101 169H104V170H102L101 171ZM136 169V170H137ZM201 168H199L198 170H193V173L191 174V178H194L196 175H199V173H201L203 170H200ZM213 169H211L210 168V170H213ZM97 170H98V172H97ZM99 170H100V172H99ZM115 170H117V171H115ZM121 170V171H120ZM146 170V171H145ZM147 170H148V172H147ZM209 169H205V171H210ZM27 171V172H26ZM31 171V172H30ZM112 171L114 172V173H112ZM236 171V172H235ZM5 172L4 173H2V175L0 176V191L2 192V189L4 188V187H6V186H9V187H11L10 188V190L11 189H13L14 187H19L20 188V186H22L23 184H22V181H20V179H17V178H14V182H13V179H11L12 181H10V180H8L7 181V179L9 178V176L8 175H5ZM26 172V173H25ZM88 172V173H87ZM97 172V173H96ZM101 172L104 174V173H106V174H108L107 175V177H106V174H105V177H104V179H103V174H101ZM150 172V173H149ZM91 173V174H90ZM119 173H121V174H119ZM148 175H147V174ZM156 173V172H155ZM171 173V172H170ZM179 173V174H178ZM1 174V173H0ZM90 174V175H89ZM95 176H94V175ZM100 174V175H99ZM125 174V176H123ZM156 174H158V175H160L161 173H156ZM172 174V173H171ZM171 174H169L168 176H167V178L165 177L164 178V181H166L167 180V182L169 181V182H171V181H175V179L174 178H176V177H174L173 179H171L172 178V176L170 177V175ZM239 174H242L241 172L239 173ZM31 175V176H30ZM75 175V176H74ZM85 175H87V176H85ZM93 175V176H92ZM223 175V176H222ZM34 176H36V177H34ZM82 176V177H81ZM97 176H98V179H97ZM110 176H111V178H110ZM118 176V177H117ZM148 176V178L146 179V177ZM222 176V177H221ZM76 177V178H75ZM130 177V178H129ZM168 177H170V178H168ZM190 176H188V179H186V180H184L183 181V187H184V189L185 190H188V189H193V190H197V191H199V192H201V193H204V192H206V184H205V182H203L204 181V179L205 178H200L198 181H190L191 179L189 178ZM204 177V176H203ZM85 178V179H84ZM88 178V179H87ZM90 178V179H89ZM94 178H96V179H94ZM106 178H109V179H106ZM112 178H114L115 180H113V185H115V184H117L115 187L117 188H121V187H123L125 190H128V194H133V196H135V198H133V196H129L130 198H132V199H130V203L128 202L127 204H125L127 207V209H130L131 207V209L132 210H130V212H128V215H126L130 220L128 221V223L127 222H124V221H122V224H121V221L120 220H118L117 218H118V215L119 214H116V216L114 215V213H111V212H113V210L110 212V210L108 209V205H107V200H106V194H105V190H106V187H105V184H106V182H108L110 179H112ZM128 178L130 179V180H128ZM236 178V177H235ZM242 178H244L245 179V176H243ZM16 179V180H15ZM33 179V180H32ZM36 179V180H35ZM116 179H118V180H116ZM125 181H124V180ZM6 180V181H5ZM96 180V181H95ZM121 180V181H120ZM126 180H127V182L128 181H130L128 184L130 185H128V186H126V184H127V182H126ZM136 180V181H135ZM143 180H144V182H143ZM147 182H146V181ZM189 180V181H188ZM237 180V181H236ZM41 181V180H40ZM93 181V182H92ZM100 181L102 182V181H104L102 184H100ZM118 181V182H117ZM124 181V182H123ZM210 181H212V177L210 178ZM4 182V184H3V186H2V183ZM35 182V183H34ZM123 184H122V183ZM126 182V183H125ZM133 182V183H132ZM226 184H225V183ZM244 182V181H243ZM258 181H256V183L254 182L253 184H251V186H255L254 187V189L255 190H253L250 194V196H252L251 197V199H262V200H264V185H262L263 183L261 182V183H257ZM93 183V184H92ZM97 183V184H96ZM105 183V184H104ZM144 183V184H143ZM203 183L205 184V186L203 185ZM235 183V184H234ZM7 184V185H6ZM122 184V185H121ZM158 184V185H157ZM160 184V185H159ZM13 185V186H12ZM39 185V186H38ZM81 185H83V184H81ZM101 185H103V186H101ZM124 185V186H123ZM134 185V186H133ZM138 185V186H137ZM126 186V187H125ZM152 186V187H151ZM202 187V188H200V187ZM236 186V187H235ZM36 187V188H35ZM38 187H39V191L40 192H38ZM105 187V188H104ZM226 187H227V191H226ZM104 188V192H102L103 190L102 189ZM129 188V189H128ZM188 188V189H187ZM30 189H32V190H30ZM152 189V190H151ZM202 189V190H201ZM237 189V190H236ZM37 190V191H36ZM99 190V191H98ZM231 190V191H230ZM245 190V189H244ZM262 190V191H261ZM33 191V192H32ZM36 191V192H35ZM91 191V192H92ZM123 191V190H122ZM129 191H132L131 193L129 192ZM134 191V192H133ZM204 191V192H203ZM223 191V192H224ZM25 192V191H24ZM91 192H90V194H91ZM235 192H237V193H235ZM101 193V194H100ZM127 193V192H126ZM105 194V195H104ZM137 194V195H136ZM221 194H223L222 192H221ZM231 195V196H232ZM7 196V195H6ZM2 197H5V195H2ZM99 197H101V198H99ZM8 198V199H7ZM6 198V200L4 201V199L5 198H0L1 200H0V210L1 211H4V210H6L8 207H6V206H8V205H6L7 203L9 204V206H11L12 205V202H11V197H7ZM104 198H105V201H104ZM178 198H180L179 199V202H182V203H185L186 202V199L188 200V199H190L191 200V198H188V196L186 195H183V194H181V195H179V197ZM99 199H101V200H99ZM239 199V200H238ZM255 199V200H256ZM34 200H36L35 198H31V200H30V202H29V205L32 207V206H34V207H32L33 209H35V206H36V208H38L37 207V202H35ZM143 200V201H142ZM242 200V201H241ZM1 201H4V202H1ZM31 201H32V203H31ZM246 201H248V202H246ZM65 202V203H64ZM106 203V205L104 204V203ZM223 202V201H222ZM66 203H67V205H66ZM99 203V205H97ZM181 203V204H182ZM100 204H102V205H100ZM104 204V205H103ZM119 203L118 202H116L115 203V210L116 209H118L119 208ZM128 205H129V207H128ZM132 205V206H131ZM224 207H223V209L225 208V206L226 207H228L227 206V202H225L224 204ZM254 205V204H253ZM4 208H3V207ZM94 206V207H93ZM102 206V208H100ZM207 206H209L208 204H207ZM104 207H106V209L104 208ZM244 208V210L242 211V209ZM191 208V211H192V209H193V206H191L190 207ZM211 208V207H210ZM212 208H213V204H212ZM12 210V208H8L7 209V213H2L1 211H0V219L3 217V214H5V215H7L8 214V210H9V214H10V212H12L13 213V211H11ZM64 209H65V211H64ZM75 209V210H74ZM218 209V207H216V210ZM250 209V210H249ZM36 210V209H35ZM38 210H40V207L38 208ZM102 210V211H101ZM103 210H104V212H103ZM107 212H106V211ZM64 211V212H63ZM96 211V212H95ZM98 211H99V213H101V214H99L98 213ZM260 211V210H259ZM36 212H37V210H36ZM60 212V213H61ZM69 212H71V213H69ZM90 212H93V213H90ZM222 212H224V210L223 211H221V213ZM252 212V213H251ZM64 213V214H63ZM95 213V214H94ZM103 213V214H102ZM131 213L132 214H134V215H131ZM192 215H188L187 216V218H185L184 220L183 219H179L182 223H184V224H186L187 226H185L184 224H183V226H182V224L181 225H179V221L177 220V222L175 223V225L172 227V228H176L177 230H179L180 229V227H182V229H184L183 230V232L181 233V232H178L177 230H175V231H177V232H174V231H172V230H174V229H171L170 231L171 232H169V233H167V234H165V236H164V238H163V240L161 241V243L162 242H164V241H166V239L167 240H169V241H172L173 242V246L172 247H174V246H176V244L178 245V241L177 240H180V239H182V238H185V239H187V240H185V241H188L190 238L192 239H190V241H194V242H199V243H208V242H216L218 239H219V237L217 238V237H215V236H210L211 237V239H209L210 237L209 236H207V235H204V234H200L199 235V232L198 233H192V235H190L191 233L190 232H185V231H190L192 228H194V224L197 222L196 220L198 219V218H194L195 217V215H194V212L192 211ZM70 214V215H69ZM99 215L100 217H98V216H96V217H98L100 220H99V223L101 222L102 223V225L104 224V227H102V225H100L99 223V226L98 227H100L99 228V231H97L98 230V227L94 230H92V228L90 227L91 225H89V223L90 224H92L93 223V225H96L97 223H95V216L94 215ZM110 214V215H109ZM112 214V215H111ZM4 215V216H5ZM41 215V214H40ZM68 215V216H67ZM102 215V216H101ZM139 215V216H138ZM70 216V217H69ZM132 216V217H131ZM134 216V217H133ZM240 216V217H239ZM65 217V218H64ZM112 217H114L112 220L110 219V218ZM136 217H137V219H136ZM139 217V218H138ZM244 217V218H243ZM247 217V218H246ZM93 218V219H92ZM127 218V219H128ZM251 219V220H248V219ZM3 219V218H2ZM139 219H141V220H139ZM187 219V220H186ZM190 221H189V220ZM64 220V221H63ZM69 220V221H68ZM90 220V221H89ZM103 220V221H102ZM186 220V221H185ZM196 222H195V221ZM230 220V219H229ZM239 220V221H238ZM2 221V220H1ZM1 221H0V223H1ZM16 221H18V222H20L21 221V219L19 220V218L18 219H16ZM120 221V222H119ZM140 221V222H139ZM184 221V222H183ZM226 221V220H225ZM247 221V222H246ZM89 222V223H88ZM106 222H109V224L111 223L112 224V226H111V224H110V226H108L109 224L108 223H106ZM117 222V225H114V226H116L115 228L116 229H118L117 228V226H121V227H123L122 228V234H123V232H124V234L126 235H124L123 234V236H125V237H123V236H120L119 237V239L117 240H115L114 239V237L116 236V232H115V228H114V226H113V223L115 224ZM132 222H134V223H137V224H132ZM186 222V223H185ZM193 222V223H192ZM220 222H222V224H223V222H224V219L223 220H220ZM228 222V221H227ZM227 222H225V224L227 223ZM255 222V223H254ZM261 222V223H260ZM264 222V221H263ZM64 223V224H63ZM66 223V224H65ZM118 223H120V224H118ZM124 223V224H123ZM131 225H130V224ZM231 223V222H230ZM233 223V222H232ZM105 224H107L106 225V227H105ZM126 224V225H125ZM140 224V225H141ZM258 224V225H257ZM125 225V226H124ZM129 225V226H128ZM134 225V226H133ZM143 225V226H144ZM14 226V225H13ZM65 226V227H64ZM108 226V227H107ZM127 226V227H126ZM232 227V226H234L233 224H232V226L229 224V222H228V225L226 226L227 228L228 227ZM61 229H60V228ZM68 227V228H67ZM70 227V228H69ZM72 227H74V228H72ZM84 227V228H85ZM131 227V228H130ZM245 227H247V229L245 228ZM67 228V229H66ZM107 228V229H106ZM108 228H110V229H108ZM243 228H245L244 230H243ZM250 228H253V229H250ZM5 229V230H4ZM8 229H10V230H8ZM74 229V230H73ZM88 229V230H87ZM92 231H91V230ZM107 231H106V230ZM61 230L63 231V232H61ZM67 232H66V231ZM100 230H104V231H100ZM124 230V231H123ZM127 230H129L130 231V233H125V231L126 232H128ZM228 230L230 231L231 229L230 228H228ZM88 231V232H87ZM89 231H91L90 232V234L92 233V235H89V234H87V233H89ZM10 232V233H9ZM69 232H72V233H69ZM102 234H101V233ZM107 232H108V234H107ZM109 232H111V233H109ZM113 232V233H112ZM231 232H232V230H231ZM246 232H249V233H246ZM10 235H9V234ZM30 233H34V234H38V236L37 237H35V235L33 234H30ZM71 234L72 236H70L69 234ZM201 233V232H200ZM27 236H26V235ZM63 234H65V235H63ZM94 234H95V236L97 235V234H99V236H100V234L102 235V237L100 236H98L97 235V239H96V237H94ZM107 234V235H106ZM114 234H115V236H114ZM121 234V233H120ZM121 234V235H122ZM194 234V235H193ZM218 234V233H217ZM216 234V235H217ZM9 235V236H8ZM49 236V237H54V238H49L48 239V237L47 236ZM85 235L87 236V238H85ZM109 235L111 236H113V237H110V238H106V236L107 237H109ZM263 235V236H262ZM28 236H29V238H32V242H31V239H27L28 238ZM35 237V239H34V237ZM64 236V237H63ZM84 236V237H83ZM130 236V237H129ZM171 237L172 236V239L171 238H166V237ZM177 236H178V238H177ZM190 238H189V237ZM225 236V233H224V235L223 236H220V239H221V237L223 238ZM251 236L250 237H248L247 239H251ZM24 237H27L26 239H23ZM47 239H45V238ZM56 237H57V239H56ZM99 237V238H98ZM196 237V238H195ZM208 237V238H207ZM213 237V238H212ZM216 239H215V238ZM243 237V236H242ZM242 237H238L239 238V241H238V243L236 242L237 241V237H236V239L234 238H231L233 241H232V243L230 242L229 243V241H230V238H229V236H228V243L229 244H225L226 245V248H227V250L228 251H231V252H233V253H237V254H240V255H242V257H243V259L242 260H240L239 262L238 261H236L237 263H242L241 261H243V264H264V252L263 251H257L256 253H252L251 251V253L249 252V250H247L248 252L246 253L244 250H246L244 247L246 246V245H243V244H241V242H240V240H242ZM36 238L38 239V242L36 241ZM64 238V239H63ZM69 240H68V239ZM83 238H84V240H83ZM189 238V239H188ZM43 239V240H42ZM53 239V240H52ZM67 239V240H66ZM123 239V240H122ZM131 239V240H130ZM194 239V240H193ZM198 239V240H197ZM223 239H227V237H224ZM40 240H41V242H40ZM50 240V241H49ZM64 240V241H63ZM74 240V241H73ZM112 240V241H111ZM121 240V242H120V244H119V241ZM130 240V241H129ZM183 240V239H182ZM52 241L54 242H56V243H52ZM114 241V242H113ZM125 241H127V243L125 242ZM150 242H149V244L151 245L152 244V240H149ZM176 241V242H175ZM181 241V240H180ZM202 241V242H201ZM237 243V244H235V242ZM31 242V243H30ZM35 242V243H34ZM82 242V243H83ZM105 242L107 243V247H106V245H105ZM133 242V243H132ZM182 242V241H181ZM32 243H33V245H32ZM122 243V244H121ZM126 243V244H125ZM154 243H158V241L157 242H155L154 241ZM160 243V242H159ZM158 243V244H159ZM36 244V245H35ZM235 244V245H234ZM23 245V246H22ZM38 245V246H37ZM117 245V246H116ZM153 245V244H152ZM238 245V246H237ZM258 245H259V243H258ZM94 246V247H93ZM109 246H111V248L109 247ZM154 246V245H153ZM157 246V245H156ZM242 246V247H241ZM244 246V247H243ZM116 247V248H115ZM91 248L93 249V251L91 250ZM98 248V247H97ZM133 248H131V249H133ZM225 248V249H226ZM73 249V250H72ZM111 249V250H110ZM114 249V250H113ZM172 249H174V248H172ZM181 249V248H180ZM46 251V252H45ZM116 251V252H115ZM117 251H119L121 254H119L120 256L122 255L123 257L119 260V255H118V253L119 252H117ZM123 251V252H122ZM239 251V252H238ZM24 252H26V253H24ZM82 252H81V255H82ZM96 252V253H95ZM109 252V253H108ZM115 253V254H113V253ZM183 252V251H182ZM245 252V253H244ZM4 253V254H3ZM85 253V254H84ZM89 253V254H88ZM107 255H106V254ZM111 253V254H110ZM180 253V252H179ZM258 253V254H257ZM35 254H37V255H35ZM71 254H73V255H71ZM96 254H97V256H98V258L96 257ZM177 253H175V255H176ZM23 257H22V256ZM39 255V256H38ZM85 255V256H84ZM87 255V256H86ZM102 257H101V256ZM108 255H110V258L112 257V255H115V256H113L114 258H111V260H110V258H109V256ZM119 257H118V256ZM180 255H181V253H180ZM178 255L177 256V259H178V261H179V264H190L191 262V264H198V261H199V259H193L192 257H191V259H190V257H188V256H186L185 254H184V257H182L183 255ZM243 255H245V256H243ZM73 256H74V258H73ZM105 256V257H104ZM118 257V258H116L115 259V257ZM186 256V257H185ZM32 257H34V260H33V258ZM249 257V258H248ZM250 257H255V258H253V260L254 259H256V263H253V260L250 258ZM262 257V258H261ZM1 258H4V259H2L1 260ZM20 258V259H19ZM24 258V259H23ZM31 258V259H30ZM86 258H87V260H86ZM22 259V260H21ZM36 259H37V261H36ZM113 259V260H112ZM182 259V260H181ZM185 259V260H184ZM188 259V260H187ZM18 260V261H17ZM20 260V261H19ZM71 260V261H70ZM190 260V261H189ZM252 260V261H251ZM106 261L108 262V263H106ZM120 263H119V262ZM185 261V262H184ZM181 262V263H180ZM255 262V261H254ZM1 264V263H0ZM128 264V263H127Z\"/></svg>",
    "mask_w": 264,
    "mask_h": 264
}]
</instances>
